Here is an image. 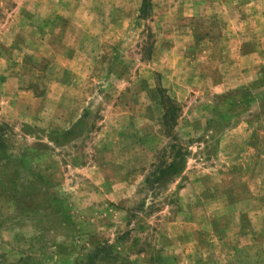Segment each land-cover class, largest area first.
I'll return each instance as SVG.
<instances>
[{
    "label": "rangeland",
    "instance_id": "374dc122",
    "mask_svg": "<svg viewBox=\"0 0 264 264\" xmlns=\"http://www.w3.org/2000/svg\"><path fill=\"white\" fill-rule=\"evenodd\" d=\"M0 264H264V0H0Z\"/></svg>",
    "mask_w": 264,
    "mask_h": 264
},
{
    "label": "trees",
    "instance_id": "16d2710c",
    "mask_svg": "<svg viewBox=\"0 0 264 264\" xmlns=\"http://www.w3.org/2000/svg\"><path fill=\"white\" fill-rule=\"evenodd\" d=\"M169 108L171 109V105H169ZM170 152H172V161L168 164V165H165V166H162V164H159V165H156L154 167V174L151 175L152 177V183L154 182H159V181H162L164 179V177L166 176H170L173 172H174V168L175 169H178L182 164V158L180 160H178L177 162L174 159L176 158H179V157H182V154H181V150L179 147H177L176 145H172L170 146ZM156 175V177H155ZM147 183V180H144V184Z\"/></svg>",
    "mask_w": 264,
    "mask_h": 264
}]
</instances>
